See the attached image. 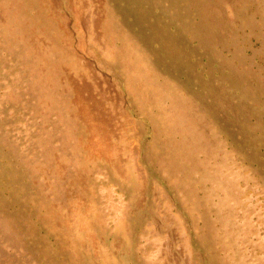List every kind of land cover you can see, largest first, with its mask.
<instances>
[{"label": "rangeland", "instance_id": "rangeland-1", "mask_svg": "<svg viewBox=\"0 0 264 264\" xmlns=\"http://www.w3.org/2000/svg\"><path fill=\"white\" fill-rule=\"evenodd\" d=\"M0 264H264V0H0Z\"/></svg>", "mask_w": 264, "mask_h": 264}]
</instances>
